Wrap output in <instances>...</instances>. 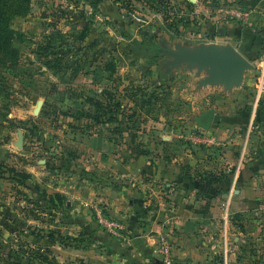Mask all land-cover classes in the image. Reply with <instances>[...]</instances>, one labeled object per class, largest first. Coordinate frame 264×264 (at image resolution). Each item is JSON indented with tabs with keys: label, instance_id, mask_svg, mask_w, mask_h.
<instances>
[{
	"label": "rangeland",
	"instance_id": "1",
	"mask_svg": "<svg viewBox=\"0 0 264 264\" xmlns=\"http://www.w3.org/2000/svg\"><path fill=\"white\" fill-rule=\"evenodd\" d=\"M259 2L31 0L29 13L9 22L18 53L0 58V264H40L47 250L35 229L48 214L87 241L76 221L85 213L101 230L94 206L106 208L90 193H123L131 181L109 167L166 162L190 178L193 210L217 211L196 222L206 263L225 264L228 244L229 263L264 264V172L247 185L253 199L259 188L260 209L225 218L237 170L264 157V49L254 61L242 52L259 31ZM250 10L247 23L235 18ZM224 47L257 66L239 83L211 81L213 68L188 59ZM106 105L114 112L97 109ZM211 111L221 121L206 129ZM79 234L47 240L67 245Z\"/></svg>",
	"mask_w": 264,
	"mask_h": 264
},
{
	"label": "crops",
	"instance_id": "2",
	"mask_svg": "<svg viewBox=\"0 0 264 264\" xmlns=\"http://www.w3.org/2000/svg\"><path fill=\"white\" fill-rule=\"evenodd\" d=\"M256 1L258 2V0ZM263 6L264 0H260L259 4L256 5V8H259L256 13H262V16L253 17L256 22L254 27L256 30L259 29L258 21L262 17L264 18ZM262 119H264L263 116ZM164 164L150 168L137 167V170L114 164L109 169L114 174L130 176L129 186L124 188L123 193L117 192L116 189L106 190V192L100 193V198L99 193H96V196L94 193H90L89 199L98 197L100 202L106 206L111 217L127 224V234L125 232L124 240H118L108 235L93 222L88 223L90 219L85 213L80 220L76 221V226L78 227L80 223L85 225L86 237L89 238L87 241L80 240L85 236L79 234L77 230L66 229V226L69 225L63 218L57 221L53 214L39 218V220L45 221L48 217L46 221L49 222L44 223V225L41 224L39 228L35 229V235H40L36 245L47 250L43 254L42 257L45 258L40 260V264H156L159 262V241L163 237L169 240L175 264H207L206 254L208 253L204 251L201 254L195 246L197 241L196 222L200 217L205 218L217 214V211L212 212L208 206L193 210L191 208L193 200L187 198L191 192L187 195L184 194L190 188L191 183L188 184L186 181L190 178L182 175L181 169L178 170L176 165H170L167 162L166 165ZM258 167L264 169V157L249 164L246 169L237 170L231 186V195L228 196L229 207L225 218L227 215H236L243 209L250 211L260 209L259 188L253 186L252 193L255 194V199L249 197L247 192L250 190L247 187L249 180L252 179V182H256L258 174L264 172L259 171ZM126 168L130 170L126 171ZM237 189L238 191H236ZM81 199V202L86 201L84 197ZM80 207L82 206L80 205ZM146 209L149 211L147 212ZM81 231L85 233L84 229ZM73 233L79 234V236L76 235L79 238L73 242L68 241L67 245L49 244L47 240V234L53 236L60 234L61 237H68ZM226 233V241L228 242V227ZM4 236L6 237L5 234ZM243 244L242 241L234 248L235 254L243 250L245 247ZM225 251V264H233L231 258L229 263L228 244H226Z\"/></svg>",
	"mask_w": 264,
	"mask_h": 264
},
{
	"label": "water",
	"instance_id": "3",
	"mask_svg": "<svg viewBox=\"0 0 264 264\" xmlns=\"http://www.w3.org/2000/svg\"><path fill=\"white\" fill-rule=\"evenodd\" d=\"M188 59L192 64H200L203 67L213 68L211 72L214 74V77L211 81L218 80L226 82L229 85H231L232 81L241 82L246 71L256 69V66L252 62L231 47H224L222 49L213 48L209 51L202 50L199 53L189 54ZM212 121L215 124H219L221 117L214 115L211 111L204 118L206 129L209 128Z\"/></svg>",
	"mask_w": 264,
	"mask_h": 264
},
{
	"label": "trees",
	"instance_id": "4",
	"mask_svg": "<svg viewBox=\"0 0 264 264\" xmlns=\"http://www.w3.org/2000/svg\"><path fill=\"white\" fill-rule=\"evenodd\" d=\"M31 7V0H0V58L13 57L17 55L18 51L13 48V41L15 33L10 30L9 22L14 18L26 16ZM259 10V8H257ZM264 11V6L262 7ZM264 27V18L262 17L258 21L259 31L251 32V35H248L249 41L248 44L244 46V54L252 61L258 59V52L260 49H264V31L261 29ZM261 30V31H260ZM151 49H154L153 45L149 46ZM258 48L254 49L253 48ZM152 52V51H151ZM110 106L102 108H97L99 111L103 110V115L107 113H113ZM121 107V106H120ZM108 109V111L106 110ZM48 260V258H46Z\"/></svg>",
	"mask_w": 264,
	"mask_h": 264
},
{
	"label": "built area",
	"instance_id": "5",
	"mask_svg": "<svg viewBox=\"0 0 264 264\" xmlns=\"http://www.w3.org/2000/svg\"><path fill=\"white\" fill-rule=\"evenodd\" d=\"M254 11L250 10L236 12L235 18L239 21L247 23L250 21ZM94 216L98 226L108 235L120 240L125 239L126 227L125 225L109 215V211L102 205L94 206ZM161 264H175L172 248L165 243L161 249Z\"/></svg>",
	"mask_w": 264,
	"mask_h": 264
}]
</instances>
